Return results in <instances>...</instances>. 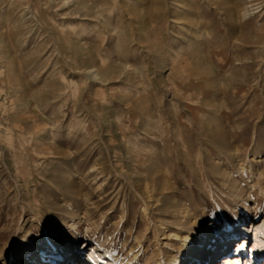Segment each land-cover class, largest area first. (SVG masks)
Listing matches in <instances>:
<instances>
[{"label": "rangeland", "instance_id": "rangeland-1", "mask_svg": "<svg viewBox=\"0 0 264 264\" xmlns=\"http://www.w3.org/2000/svg\"><path fill=\"white\" fill-rule=\"evenodd\" d=\"M230 230L255 263L264 0H0V264H225Z\"/></svg>", "mask_w": 264, "mask_h": 264}, {"label": "bare ground", "instance_id": "bare-ground-1", "mask_svg": "<svg viewBox=\"0 0 264 264\" xmlns=\"http://www.w3.org/2000/svg\"><path fill=\"white\" fill-rule=\"evenodd\" d=\"M231 230L229 232V235H224L220 240H217V242L214 244L211 240L209 241V244H207L206 246L207 247H210V248H213V247H220L222 246L224 248V252H222L221 254L223 256H226V251H227V246L232 243L234 244L233 247L237 246V244H240L242 243L245 239H246V236H243V238L239 239L238 241L236 240L237 238L234 237V234L231 233ZM262 235H255V240H256V244H253L254 248L253 250H255V248L258 247V250L257 253H256V261L255 263L253 262V264H259L258 260L263 264L264 263V231H262L261 233ZM239 237V236H237ZM236 240V241H233V240ZM234 242H232V241ZM216 241V240H215ZM213 243V244H212ZM71 244V243H70ZM197 245H198V241L196 240L194 242V244H191L190 242V239L189 237H185V239L183 240V243H182V247L180 250H179V254L183 255V263H188V264H198V263H201V262H204L206 260L207 257H209V255H211V250H205L203 249L201 252H199V250L197 249ZM181 246V244H180ZM252 246V245H251ZM250 246V248H251ZM62 248H64V251H66V253L68 252H71V250L73 249L71 246H68V245H62L61 246ZM70 247V250L67 251V248ZM246 249V252H245V255H244V258H241V256H239V254H235L234 256H229L227 255L225 257L224 260V263L225 264H249V258L251 257L252 253H251V249H249V245L247 247H245ZM252 250V251H253ZM61 252H58V255H60ZM261 256V258H260ZM248 258V262H246V259ZM253 259V258H252ZM37 262H32L31 264H40V260H36ZM61 264V261H58L56 262V264ZM205 263V262H204ZM207 263V262H206ZM178 264H180V262H178Z\"/></svg>", "mask_w": 264, "mask_h": 264}]
</instances>
